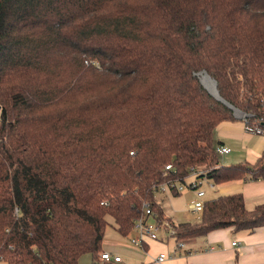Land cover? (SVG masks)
<instances>
[{
	"label": "trees",
	"instance_id": "trees-1",
	"mask_svg": "<svg viewBox=\"0 0 264 264\" xmlns=\"http://www.w3.org/2000/svg\"><path fill=\"white\" fill-rule=\"evenodd\" d=\"M224 102L264 118V0H0V259L100 264L106 229L127 237L144 203L169 222L157 185L264 180V151L219 164ZM171 225L252 232L264 203L219 195Z\"/></svg>",
	"mask_w": 264,
	"mask_h": 264
},
{
	"label": "crops",
	"instance_id": "crops-1",
	"mask_svg": "<svg viewBox=\"0 0 264 264\" xmlns=\"http://www.w3.org/2000/svg\"><path fill=\"white\" fill-rule=\"evenodd\" d=\"M213 141L215 147L223 145L230 149L228 154L222 156L225 158L230 155L228 157L230 160L228 161L229 165L236 163L253 165L264 151V136L245 132L241 120L238 119L223 121L216 125L213 131ZM222 157H218V159H222ZM211 185L210 189L214 192V197L205 199L206 194L204 193V201L219 195L241 193L245 206L248 209L253 208L257 204L264 203V180L239 179ZM171 194L174 195V193ZM193 198H195V193ZM164 215V217L169 219V222L163 221L161 223L159 231L160 239L147 240L141 247H135L130 243V234L127 237H123L113 230L115 234L112 239L106 240L104 236L102 252L109 251L110 253L112 251L116 255L120 254L121 257L120 255L118 256L121 260L120 262L100 260V264L123 262L124 264H264V225L252 232L245 230L234 231L232 228L213 230L204 236L191 239L193 245L189 246L187 241L184 240L185 246L175 251L173 239L164 236L167 226L177 223L171 216L169 217L165 213ZM196 219H200V217ZM169 239L173 244L171 248H168L170 243L167 241ZM233 242L237 244L232 245ZM149 244L157 246V251L151 255L152 257L148 255ZM106 249L108 251H105ZM139 250L144 251L146 256L141 257L139 255L140 252H138ZM161 253H165L167 257L162 262H157L156 257ZM0 264H6V262L0 259Z\"/></svg>",
	"mask_w": 264,
	"mask_h": 264
},
{
	"label": "built area",
	"instance_id": "built-area-1",
	"mask_svg": "<svg viewBox=\"0 0 264 264\" xmlns=\"http://www.w3.org/2000/svg\"><path fill=\"white\" fill-rule=\"evenodd\" d=\"M233 111L234 116L241 120L243 124V128L245 132L249 134L264 136V118H253L252 114L250 113H244L239 111L236 108L230 107ZM237 113V114H236ZM250 120H253L252 122ZM215 152L218 157H222L230 152V149L226 146H217L215 147ZM132 154V153H131ZM165 171H170L172 169L171 164H167L164 167ZM195 173H191L189 176H192L193 178L187 182L186 177L184 181H166L164 183H161L157 185L154 189V192L159 193H182L186 188L192 190L195 193V198H192L189 203L187 204V212L195 217L199 218L201 217L202 211H203V205H204V191L199 189V186L201 185L202 181L206 178L203 176L202 178H197L194 175ZM202 174V173H200ZM204 175V174H203ZM210 187L212 185L208 183ZM143 210L144 214L142 217L136 219L134 221L133 225V231L137 232V236L130 239V243L135 247H141L147 240H159V231L161 229V222L156 218L155 212H153L149 204L144 203L143 204ZM166 238L173 239L175 245L174 249L175 251L182 249L185 246V241L183 239L181 240H174V230L171 225H168L166 228L165 236ZM236 242H233L232 245H236ZM167 255L165 253H161L156 257L157 262H162ZM100 260L102 261H114V262H120L121 258L116 254H111L109 252H103L100 255Z\"/></svg>",
	"mask_w": 264,
	"mask_h": 264
},
{
	"label": "rangeland",
	"instance_id": "rangeland-1",
	"mask_svg": "<svg viewBox=\"0 0 264 264\" xmlns=\"http://www.w3.org/2000/svg\"><path fill=\"white\" fill-rule=\"evenodd\" d=\"M205 75L209 78V79H205ZM196 76L198 77L200 83L202 85H204V87L206 88V90L208 91V88H212V86H214V88L216 89L215 87V82L213 79H211L205 72H198L196 74ZM202 80V81H201ZM211 82H213L214 84L212 85ZM208 87H206V86ZM217 91V90H216ZM209 92V91H208ZM210 93V92H209ZM211 94V93H210ZM214 98L216 97L215 95L211 94ZM218 95V93H217ZM218 98V97H216ZM215 98V99H216ZM220 98V97H219ZM217 100V99H216ZM221 102V101H220ZM229 108L231 107L230 105H227ZM231 109V108H230ZM237 114V113H236ZM230 157V155L228 156ZM227 156L224 158L222 157L219 158V163L221 165H225V164H228L230 161L229 158ZM232 163V162H231ZM229 165V164H228ZM192 176H189L187 178V182H189L191 180ZM207 183H211V184H214L212 181L210 180H204L202 181L201 185L199 186V189L204 191V193L206 194L205 195V199H208V198H211V197H214V192L211 191L210 189V186L207 184ZM216 185V184H214ZM215 188L217 189V187L215 186ZM216 191V190H215ZM194 197V193L192 190L186 188L182 193L178 194V195H172L171 193H168V192H164V193H159V192H156L155 193V200L158 204H160L162 210L164 211V213L166 215H168L169 217L171 216L174 221L176 223H181V222H190V223H196L198 222L199 219H196L195 217L191 216L189 213H187L186 211V207H187V204L189 203V201ZM189 215H187V214ZM107 221L113 225V221H112V218L111 217H107ZM114 229L109 226L106 231H105V239L108 240V239H112L114 237V232L113 231ZM137 232L136 231H132L130 233V239H132L133 237L137 236ZM159 238H160V234H159ZM168 243H170V245H168V248H171V245L173 246L171 240L169 239V241H167ZM187 243L190 245H193L192 241L191 240H187ZM150 245V244H149ZM166 246V245H165ZM188 246V245H187ZM167 247V246H166ZM103 248V247H102ZM157 246L156 245H150L149 246V250H148V255L151 256L153 254L156 253L157 251ZM105 249V248H104ZM105 251H108L107 249ZM109 252V251H108ZM140 252V256L141 257H145L146 254L144 251H138ZM111 254H116L114 252H110ZM120 255V254H118ZM121 257V255H120ZM152 257V256H151ZM124 258V257H123ZM125 261V260H124ZM101 263V262H100ZM80 264H92V258L90 256V254H84L81 256L80 258ZM117 264H124L123 263H117Z\"/></svg>",
	"mask_w": 264,
	"mask_h": 264
},
{
	"label": "bare ground",
	"instance_id": "bare-ground-1",
	"mask_svg": "<svg viewBox=\"0 0 264 264\" xmlns=\"http://www.w3.org/2000/svg\"><path fill=\"white\" fill-rule=\"evenodd\" d=\"M205 79H209L206 75H205V77H204ZM202 81V80H201ZM211 84L213 85L214 83L213 82H211ZM204 86V85H203ZM206 86V85H205ZM207 87V86H206ZM208 88V87H207ZM208 91L211 93V94H213V95H215L216 97H218L217 99H219V100H221V98H219V95H217V91H216V89L214 88V86H212V88L210 89V88H208ZM223 101V100H222Z\"/></svg>",
	"mask_w": 264,
	"mask_h": 264
},
{
	"label": "water",
	"instance_id": "water-1",
	"mask_svg": "<svg viewBox=\"0 0 264 264\" xmlns=\"http://www.w3.org/2000/svg\"><path fill=\"white\" fill-rule=\"evenodd\" d=\"M203 87H204V86H203ZM204 88H205V87H204ZM205 89H206V88H205ZM215 98H216V97H215ZM216 99H217V98H216ZM217 100L223 102L222 99H221V100L217 99ZM224 104H226V103L224 102ZM226 105H227V104H226Z\"/></svg>",
	"mask_w": 264,
	"mask_h": 264
}]
</instances>
